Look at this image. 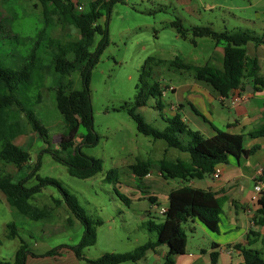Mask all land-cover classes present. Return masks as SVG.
I'll return each instance as SVG.
<instances>
[{
    "label": "rangeland",
    "instance_id": "1",
    "mask_svg": "<svg viewBox=\"0 0 264 264\" xmlns=\"http://www.w3.org/2000/svg\"><path fill=\"white\" fill-rule=\"evenodd\" d=\"M85 1V0H81ZM200 1L215 5L213 10L204 9ZM194 0L200 5L201 19L184 10L177 0H128L125 5L117 4L109 22V44L101 54L99 63L92 71L91 98L93 106L94 131L100 140L96 146H85L82 152L102 161V171L88 179H79L69 175L67 166L53 159L47 150H59L61 137L66 132L63 117L58 112L54 95L57 77L46 76L44 86L33 92L34 111L41 123L48 129L50 144H45L41 137L25 124V132L16 139V144L29 153L27 166L18 171L15 167L0 161V174H12L14 181L26 180V187H33L38 181L56 179L61 187L73 194L96 233V242L87 248L84 255L90 260L97 259L104 253L128 254L156 241L157 235L150 231L147 223L156 224L164 221L162 215L143 218L142 210L150 207L148 197L152 194L149 180L139 181L130 169L138 161L156 165V158L173 155L189 157L177 149H168L166 142L154 140L138 132L135 121L127 110L121 109L133 102L136 86L139 83L140 70L146 59L152 57L163 63L153 66V75L149 82H160L162 88L180 87L195 81L193 71L179 70L171 66L176 58L204 66L211 62L216 43L210 38L196 39L198 46L188 39H182L170 26L176 18L183 19L185 26L213 24L221 31L226 27L259 31L264 21V0ZM162 8V11L157 9ZM257 8V9H256ZM153 12V13H152ZM253 20L247 22L242 19ZM7 25L17 38L0 32V65L17 68L27 60L44 21L38 0H0V23ZM105 18L100 23L103 24ZM53 36L64 44L79 38L71 27L57 28ZM101 36L96 34L88 46L94 52ZM71 90L82 88L79 71L63 78ZM156 99V100H155ZM150 104L137 109L144 122L149 126L163 130L167 113L156 110L158 98ZM175 99L171 92L166 100ZM164 118V119H163ZM80 138H76L78 144ZM40 159L39 171L31 176L36 162ZM118 170L116 183L106 181L110 171ZM157 177L156 168L152 170ZM122 196L131 199L126 204ZM30 203L47 213L39 220H31L14 210L0 193V261L13 262L15 253L22 243L28 244L32 252L40 253L60 245L76 246L82 239L85 227L76 219L63 201V193L55 185H47L37 193ZM155 218V219H154ZM102 221L98 225L96 221ZM14 224L18 237L9 239L8 225ZM206 240L205 234L191 236L189 247L196 250ZM165 247V246H164ZM167 248V247H165ZM125 264H145L144 262H126Z\"/></svg>",
    "mask_w": 264,
    "mask_h": 264
},
{
    "label": "trees",
    "instance_id": "2",
    "mask_svg": "<svg viewBox=\"0 0 264 264\" xmlns=\"http://www.w3.org/2000/svg\"><path fill=\"white\" fill-rule=\"evenodd\" d=\"M38 2L41 5L44 26L38 32L37 40L27 60L17 68L0 65V161L15 167L18 171L27 166L30 161L29 153L15 142L24 134L25 124H28L45 144H50L48 129L41 123L33 109L35 100L32 95L34 91L44 86L46 76L52 75L58 79L54 101L58 112L63 117L66 132L60 139L59 150L47 151L53 159L67 166L69 175L88 179L101 172L103 167L101 160L82 152L83 147L96 146L100 140L99 135L94 131L90 86L92 71L109 44V22L114 6L125 5L128 0H38ZM157 10L162 11V8ZM102 18H105L103 24L100 23ZM170 26L182 39H188V36L192 35L191 42L194 44L196 39L210 38L216 44L224 45L222 69L211 63L197 66L180 58H176L171 66L179 70L193 71L196 79L210 84L225 99H229L232 92L243 90V79L247 77L254 79L258 86L257 90L264 88V78L258 75V59L248 57L245 49V45L249 42L264 45L262 35L242 28L216 31L211 26H185L181 18H176ZM59 27L73 28L79 38L64 44L53 36L54 31ZM1 31L9 37L17 38L2 22L0 23ZM96 34L101 36V40L95 51L91 53L88 51V46ZM157 63L161 64L163 61H156L152 57L146 59L141 68L134 101L127 103L121 109L127 110L141 134L152 137L154 140H162L166 142L168 148L189 154V161L181 159L173 161L165 157L159 160L156 167L164 179L189 183L214 174L216 166L229 156L248 157L259 149L256 146L246 150L242 135H232L221 130H216L212 138H205L200 132L189 129L178 113L164 119L166 126L163 130L146 124L137 109L148 106L153 98L159 99L154 108L160 112L163 109L164 89L161 83L149 82L154 72L153 66ZM75 71H79L80 74L82 84L80 90H71L63 80L65 76ZM250 136L264 137V123L251 132ZM77 137L80 138L78 144ZM40 166L41 162L38 159L31 176L39 171ZM153 167L154 165L148 161H138L131 165L130 169L139 181H142L150 174ZM118 179V170L110 171L106 176V181L110 183H116ZM25 183V179L15 182L12 174H0V193L5 196L14 210L31 220L45 218L47 213L32 205L30 200L47 185H55L60 188L64 203L85 230L78 245H60L42 255L32 253L28 244L23 242L16 251L13 262L0 261V264H26L29 255L51 257L59 255L63 250L73 251L79 260L87 264L135 263L143 258L148 250H155L161 245L168 247L164 264H175V257L184 255L187 251L188 235L185 228L187 223L197 219L211 232H218L226 202V198L218 197L211 191L195 189L185 184L169 193L168 208L163 214L164 221L161 224L152 221L147 223L150 231L157 235L155 242L138 247L134 253H104L97 259L90 260L85 258L84 252L95 244L96 233L77 198L64 190L53 178L40 179L33 187H26ZM122 198L126 204L130 205L131 199L126 196ZM148 199L153 204L156 202L153 197ZM258 204L259 209L253 222L263 230L262 249L242 250L244 264H264V192L261 193ZM96 223L102 225L100 220ZM8 230L9 239L18 237L14 224L8 225ZM212 262L214 264L217 262L216 253L212 254Z\"/></svg>",
    "mask_w": 264,
    "mask_h": 264
},
{
    "label": "crops",
    "instance_id": "3",
    "mask_svg": "<svg viewBox=\"0 0 264 264\" xmlns=\"http://www.w3.org/2000/svg\"><path fill=\"white\" fill-rule=\"evenodd\" d=\"M177 3L184 6V10H187L190 15L195 16L198 20L201 19L200 5L194 0H177ZM200 3L205 7L204 9L213 10L215 7V5H208L202 1ZM244 19L242 20L256 23L253 20ZM201 26H206V24ZM208 26L214 29L213 24H208ZM224 30L228 29L224 27L221 31ZM256 33L264 37V21L262 27ZM194 45L198 46L197 41ZM245 49L248 57L258 59V75L264 78V45L249 42L245 45ZM223 58L224 45L216 44L212 60L209 63L222 69ZM191 64L197 65L193 62ZM243 86V90L239 89L232 92L229 99L221 97L210 84L200 81L196 77L192 84H185L180 87L171 86L164 90L162 112L167 113L168 117L166 118H171L178 113L189 129L200 132L205 138H212L215 136L216 130H221L232 135H242L243 146L246 150H251L256 146L259 147L253 155L248 157L235 158L229 156L225 158L216 166L214 174L192 180L189 183H184L181 180L164 179L156 165L153 168H156L158 176L153 177L151 171L143 179V181L149 180L148 184L152 186V194L149 197L156 199L154 204L150 202L149 208L146 207L142 210L143 218H152L153 215L158 217L157 214L163 216L160 210L168 208L169 193L185 184L195 189L211 191L218 197L226 198L218 232H211L197 219L187 223L185 226L188 235L187 251L186 254L175 257V264H214L212 254L215 253L217 254L216 264H244L242 250L262 249L263 230L260 226L255 225L253 220L259 209V196L254 189L257 184L264 183V137L253 138L250 133L264 123V88L257 90L258 86L255 84L254 79L248 77L243 79ZM169 92L172 93L175 99L166 100ZM239 95L242 96L241 101L235 102V98ZM167 152L168 150H166L163 157L156 158L155 161L158 162L164 157L173 161L177 159L184 160V157L181 158L175 155L169 158ZM185 158L188 161L190 159V157ZM215 174L219 176L215 177ZM189 233L191 236L199 233L206 236L205 242L199 245L195 251L192 250L191 246L189 247ZM164 246L161 245L155 250H148L144 257L137 262L164 264L168 253V247L165 246L167 247L165 248ZM235 246H238V248H235ZM49 250L51 249L40 253H32L42 255ZM85 258L88 259L86 256ZM26 264L87 263L79 260L73 251L63 250L59 255L51 257H33L29 255Z\"/></svg>",
    "mask_w": 264,
    "mask_h": 264
},
{
    "label": "built area",
    "instance_id": "4",
    "mask_svg": "<svg viewBox=\"0 0 264 264\" xmlns=\"http://www.w3.org/2000/svg\"><path fill=\"white\" fill-rule=\"evenodd\" d=\"M242 99V96L239 95L235 98V102H240ZM161 175V174H160ZM219 175L215 174V177H218ZM255 193L259 196L260 198V195L262 192H264V183H259L255 186V189H254ZM166 212V209H161L160 210V213L161 214H164Z\"/></svg>",
    "mask_w": 264,
    "mask_h": 264
}]
</instances>
